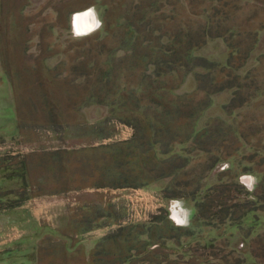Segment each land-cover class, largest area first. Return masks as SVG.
Returning <instances> with one entry per match:
<instances>
[{
    "label": "rangeland",
    "instance_id": "1",
    "mask_svg": "<svg viewBox=\"0 0 264 264\" xmlns=\"http://www.w3.org/2000/svg\"><path fill=\"white\" fill-rule=\"evenodd\" d=\"M217 9L228 14V24L235 26L236 40L240 35L257 32L258 43L259 30L264 27V7L258 0H0V264H122L127 255L133 258L126 264H238L239 257H247L245 264H255L248 240L236 227H230L229 235L214 246L207 247L204 242L188 244L184 250H190L193 258L186 261L174 255L171 247L146 250L147 238L135 240L128 225L154 215L167 216L162 210L165 205L169 210L167 226L157 230L158 235L171 238V245L179 243L182 235L186 241L184 233L193 224L195 204L191 200H164V189L180 184L176 191L188 195L195 186L184 187L185 183L195 185L200 179L206 186L217 184L219 179L230 182L225 173L232 161L264 173V44L257 53L256 44L250 54L249 59L257 63L246 64L233 74L240 81L250 82L252 77L247 76L252 72L258 82L245 90L248 99L250 91L257 89L256 97L230 113L226 106L234 90H227L229 96H211L210 106L195 124L194 135V118L187 109L209 99L198 90L196 79L204 71L189 74L179 69L171 73L149 66L155 57L152 47L168 44V38L163 37L166 29L172 30L176 23L205 25L207 14L213 15ZM88 10L95 13L97 25L79 35L73 18ZM152 20L157 30L153 33L145 26ZM248 45L249 42L245 46ZM145 55L149 57L145 59ZM229 59L228 48L227 62L220 65L227 67ZM191 76L193 82L189 80ZM141 81L153 84V88L157 81L164 82L163 86L170 89L166 92L167 107L181 108L183 112L166 115L159 103H153L149 110L140 108L135 114H127L139 124L135 141L126 140L125 134L118 143L122 152L119 158L113 159L111 153L105 157L99 154L98 164L92 162L94 167H88L85 175H76V179L87 177L81 186L92 190L76 196H71L74 191L70 190V197L61 199L37 198L47 194L49 187L56 189L58 176L71 175L80 158L82 163L94 159L90 152L86 160L81 154H70L65 159L61 154L58 158L55 151H50L57 136L49 130L65 122L74 129L78 125L85 127L106 117L108 108L107 112L94 108L87 112L88 96H102L108 105L112 103L111 96L129 93ZM117 120L121 125L126 123ZM226 126L244 137L230 131L215 140H200L202 131ZM218 157L221 161L209 170ZM134 160L146 171L142 176L148 183L145 186L139 185L138 168L130 165ZM6 162L25 163L26 189L16 190L22 179ZM176 165L181 170L173 175ZM118 173L130 179V187L118 181ZM112 175L117 180L112 181ZM240 182L251 191L257 183L250 175L241 176ZM261 192V188L256 190L257 194ZM19 194L23 197L20 208L4 206L18 200ZM243 223L259 236L264 234V213H249ZM199 232L205 234V229ZM207 233L208 238L216 231ZM99 246L102 253L95 261L93 254Z\"/></svg>",
    "mask_w": 264,
    "mask_h": 264
},
{
    "label": "trees",
    "instance_id": "2",
    "mask_svg": "<svg viewBox=\"0 0 264 264\" xmlns=\"http://www.w3.org/2000/svg\"><path fill=\"white\" fill-rule=\"evenodd\" d=\"M212 14L213 15L207 14L205 25L199 26L195 23H176L173 25L172 30L166 29V33H164L163 37L168 38V44L153 46L152 48L155 52L151 54H153L155 57L152 61L149 62V66H158L160 69L166 70V72L171 73H175V71H178L179 69L184 70L189 74H192L195 70L198 69L204 71V73L202 74L199 73L196 79L198 82V90L207 94V97L209 99H205L204 103L202 102L196 106L192 105L190 109H187L188 113L190 112V117L194 118V123H192L193 135L197 133L195 124L198 121L200 114L205 111L211 104V96L227 90H234L232 100L230 104L226 106V111L232 113L234 109L242 107L243 104L249 102L247 100L254 99L256 97V93L254 92H257V89H254V94L250 91L249 98L247 99L245 89L255 87L258 82L256 81V76L251 75L252 72L247 76V78L249 79L250 77H252V81L250 82L240 81V78L238 76L233 75L234 72H238L243 66L247 64L250 54L257 44V32H254V34L246 33L243 34V36L240 35V37L236 40V35L234 33L235 26L233 24H228V19L226 18L228 14L222 9H217L216 12ZM145 17L143 18L145 19ZM144 19H142L141 22H144L146 20ZM217 19L219 21H217ZM153 25H156V23L154 24L153 20L151 22H146L145 24L146 28H150L151 33H153L154 31L157 32V30L152 27ZM129 26L133 27L132 24ZM136 32H138V30ZM148 38L149 39H147V41L150 40V37ZM218 38L225 40L230 50L229 65L227 67H223L217 62L211 61L204 57H198L196 55V52L201 49L208 40ZM248 42L249 47L245 46ZM143 57L146 59L149 56L145 55ZM159 75H157V77H159ZM254 76L255 81H253ZM244 79L246 80V78ZM149 80L151 81L150 78ZM143 81L146 80L144 79ZM143 81H141L140 84L133 85L132 91H130L129 93L125 92L124 94L119 96L118 101L115 100L114 102L108 104L110 107H118L120 113H124V115H122V117L119 119L125 121L126 123L124 124L126 126H129V128L133 131V135L130 140V142L132 143L137 137L136 131L139 129V124L137 120L134 119V117H128L127 114H134L137 112V110L140 111V108H142L143 111L149 110L151 109L153 103H159L161 107L160 110L163 109L164 111L162 113H165L166 115L178 114L183 112L181 111V108L169 110V107H167L168 102H166V92H169L170 89H167L163 86L164 82L155 81L157 85L153 88V84L152 86L151 84L145 85ZM173 89H171V91ZM139 92H141L142 94V96L140 97L137 96V93ZM90 103L92 102L89 101L87 104ZM131 103H133V105L136 107L133 108ZM147 117L149 116L147 115ZM223 124L220 123L219 125L223 126ZM226 127H220L219 129L214 131L208 128L205 131H202L203 133L201 132L202 134H200V140H215L217 138L225 136L230 131H233L234 136H240L241 138L244 137L241 133L238 132V130H234V128L232 129V127ZM225 141L226 139L223 140V142ZM168 149H170L169 145L167 150ZM234 151L239 152V149L235 148ZM231 159L233 158L230 157V160ZM225 160L226 159L222 160V162H224ZM220 161L221 159H219V157L216 158L209 170H212L213 167ZM5 164L8 167H11V169L16 170L17 175H19L22 179V185L17 187L16 190L20 188L26 189L28 177L25 163L21 162L17 165H10L6 162ZM130 165L133 168H138V176L140 177L139 185L145 186L146 184H148L146 183V177L142 178L143 175H146V171L141 167L142 165L137 160L132 161V164ZM121 166L123 168L124 164L120 163V167ZM235 168L237 170H235ZM180 170V166H174L172 169L173 175H177ZM170 172L166 175H160L157 179H162L164 178V176L170 175ZM118 175V181H125V188L130 187V179H128L127 181L124 174L122 173H118ZM248 175L255 177L257 182L252 191L248 190L240 182L241 176L244 177ZM225 176L230 177L232 181L225 183L223 179H219L217 184L206 186L202 184V179H200L195 185H193L192 182L183 184L184 187L195 186V189L189 192L188 195L182 192L178 193L176 191L175 187L180 188V184L175 185L174 188H172L171 186L163 190L162 198L164 200H191L195 204L196 213L193 215V224L191 225V222H189V226L191 225V227H189L188 230L184 233L187 236L186 241L182 239V235V237L179 238V243H172L173 245H171V238L165 236L164 234L158 235L157 230L162 229V226H167L169 210L165 207V205L162 206V210L166 212L168 217L166 215H154L151 219L145 220L141 223L131 221L128 224L131 227L132 234H134L135 236V240L143 241L144 238H147L145 239V242H148L149 244L144 248L146 250H149L148 248L150 247V251H152L153 246H161L162 248L167 249L171 247V249H173L174 251V255H180L182 256L181 258H183V260L189 261L193 258V254L190 253V250H184L186 249V247H188V244L190 245L192 242H204L205 246L207 247L214 246L217 240L226 238L229 235L228 233L230 227H236L241 231L245 240H248L254 263L264 264V234L259 236V233L253 231V228L245 227L243 223L244 218L249 213H254L256 216L260 213H264V173L259 172L253 167H246V165L242 166L240 162L237 163L235 161H232L231 167L227 171V173H225ZM110 178H112V176H110ZM114 179L117 180V177ZM151 181H153L152 177H150V182ZM258 188H261V194L256 193V190ZM22 198V195L19 194L18 200L12 201L11 203H8L6 205L4 204V206H7V208H20L21 203L23 202ZM203 228L205 229V234H200L201 232L199 231ZM209 230L216 231V233L213 234V236L207 238V232ZM218 231H220V233H218ZM254 235H256V237H254ZM251 237H254L255 239L250 242L249 239H251ZM153 241H156V243H152ZM244 245L245 244H242L243 247ZM100 247L101 246H99V248L93 254V257H95V261L96 258L102 253V249ZM127 256H125L122 264H126L133 258L132 255ZM237 262L238 264H245L247 262V257H245L244 259H241L239 257Z\"/></svg>",
    "mask_w": 264,
    "mask_h": 264
},
{
    "label": "crops",
    "instance_id": "3",
    "mask_svg": "<svg viewBox=\"0 0 264 264\" xmlns=\"http://www.w3.org/2000/svg\"><path fill=\"white\" fill-rule=\"evenodd\" d=\"M258 3L260 4V6L264 7V0H258ZM261 23H262V26H264V19L262 20ZM259 31H260L259 36H258L259 40H258L257 46L254 51L256 53L258 51H261L263 44H264V27H262ZM196 55L198 57H204L211 61L224 65L228 59V47L222 39L220 38L212 39V40H208L205 46H203L201 49H199L196 52ZM253 60L254 58L251 57L247 65L249 64L251 66V63L252 64L257 63L256 60L254 61ZM189 80L193 82L194 78L191 76ZM227 94L229 96L228 91L218 93L214 95V97L216 98L218 96L227 95ZM137 96L138 97L142 96L141 92L137 93ZM97 97L98 96H95V95H93V97L88 96L87 101L88 102L91 101L92 103L87 104L86 106L88 107L87 110L90 108H94L97 110V112H100V111L107 112V110L109 109V114L106 115V117L102 116L101 119H98V121L96 120L94 121V123H89L85 127H82V126L80 127L78 125L74 129L67 122H65L64 124L57 125L55 129L49 130L50 132L54 131L57 136L55 143H54L55 146L53 147L52 145L50 148H53V150H50V151L52 152L55 151L56 152L55 155L58 158H60L61 154H63V159L70 156V154L72 155L81 154V156L85 157V160H86V155L87 156L91 155L92 158L94 159H90L89 162L82 163V159L80 158L78 165L76 164L77 166L74 167V170L75 169L77 170V171L75 170L76 172L73 171L71 175L67 173L68 175L63 176L62 174L60 177L58 176V178L55 180L57 188L51 189V187H49L47 194L43 193V195L42 194L38 195L37 198L61 199V198H67L68 196L70 197L68 192H71V191L72 192L74 191L73 194H71V196H76V195H80V193L82 192L85 193L89 190H92L90 188L86 190V188L83 187L84 185L81 186V184L86 182L85 179L87 177L85 178L81 177L80 179H76L78 178L76 177V175L77 174H79V176L85 175L84 173L86 172V170H88V167H91L92 165L94 167V163L98 164V162H96L97 161L96 158L105 157L109 153L113 155V159L119 158L120 156L119 145L120 144L118 143L121 141L120 138L121 137L124 138L125 134H127V137H128L126 138V140L132 137L133 131L129 128V126H126L125 124L121 125V123L117 120L120 118V110L118 109V107L115 108V106H112L111 108H109L110 107L109 105L104 104L106 103L105 100L104 101L101 100L102 96H99L98 98ZM115 100L116 101L119 100V95L111 96V101L114 102ZM87 112H89V110ZM142 115L145 116V113H143ZM57 129L59 132L57 131ZM50 135H52V133H50ZM42 136H43V133H42ZM89 152L91 153L90 155L88 154ZM99 154H101V156L98 157ZM82 164L84 168H82ZM95 168L97 167L95 166ZM42 179L45 180V178H42ZM111 180L112 181L116 180L114 179L113 175H112ZM97 188L98 187H96V189ZM44 190L42 189V191ZM50 206L51 205H49V207Z\"/></svg>",
    "mask_w": 264,
    "mask_h": 264
},
{
    "label": "bare ground",
    "instance_id": "4",
    "mask_svg": "<svg viewBox=\"0 0 264 264\" xmlns=\"http://www.w3.org/2000/svg\"><path fill=\"white\" fill-rule=\"evenodd\" d=\"M74 25H75L77 34L79 35L89 32L97 25V18L95 16V13L92 10H88V11L78 14L74 18ZM179 216H176V217H179ZM183 220H185L184 217H183Z\"/></svg>",
    "mask_w": 264,
    "mask_h": 264
},
{
    "label": "water",
    "instance_id": "5",
    "mask_svg": "<svg viewBox=\"0 0 264 264\" xmlns=\"http://www.w3.org/2000/svg\"><path fill=\"white\" fill-rule=\"evenodd\" d=\"M79 14H80V13H79ZM76 15H77V14H76ZM76 15H75V16H76ZM75 16H74V17H75ZM73 21H74V18H73ZM73 27H74V24H73ZM74 29H75V27H74Z\"/></svg>",
    "mask_w": 264,
    "mask_h": 264
}]
</instances>
